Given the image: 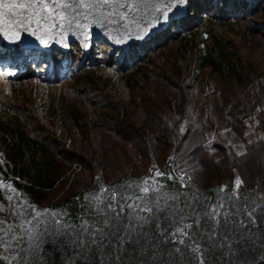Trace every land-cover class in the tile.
Returning a JSON list of instances; mask_svg holds the SVG:
<instances>
[{
	"label": "rangeland",
	"instance_id": "374dc122",
	"mask_svg": "<svg viewBox=\"0 0 264 264\" xmlns=\"http://www.w3.org/2000/svg\"><path fill=\"white\" fill-rule=\"evenodd\" d=\"M191 1L174 8L142 39L124 43L115 38L125 29L107 23L92 24L84 30L87 36L80 29L45 36L47 46L22 29L19 37L0 33V70L15 73L0 77V228L11 225L19 232L17 226L34 215L32 206L62 215L64 224L74 226L69 231H79L85 221L99 226L105 217L93 197L104 199L103 188L125 191L145 181L159 189L150 198L178 197L174 204L187 222L195 216L193 209L200 212L205 204L224 203L221 211L230 212L245 204L264 205L259 184L264 182V0H242L260 7L223 20L203 16L191 30L173 27L188 16ZM136 16L144 26L159 13L142 8ZM166 30L175 40L154 48L153 41ZM224 110L233 118L218 123ZM28 116H36L33 122L40 127L29 131L22 122ZM188 118L195 128L187 129ZM155 120L161 126L173 122L169 128L180 135L190 132L189 149L202 139L206 152L189 172L184 170L189 176L178 170L182 158L173 166L174 147L156 160L148 139ZM91 136L95 144L87 141ZM100 149L107 176L98 164ZM228 151L241 158L230 161ZM140 169L143 174L136 176ZM67 174L86 177L84 186L64 184ZM237 176L243 180L239 199ZM57 178L55 187L48 186ZM69 189L75 194L67 199ZM193 232L199 237L198 229ZM41 239L42 252L26 251V237L14 242L21 260L12 264H24L25 257L28 264H68L67 243L47 234ZM0 256L10 253L0 249ZM158 264H168L167 257Z\"/></svg>",
	"mask_w": 264,
	"mask_h": 264
},
{
	"label": "snow or ice",
	"instance_id": "6c2138e0",
	"mask_svg": "<svg viewBox=\"0 0 264 264\" xmlns=\"http://www.w3.org/2000/svg\"><path fill=\"white\" fill-rule=\"evenodd\" d=\"M185 3L186 0H0V33L19 37L22 29L47 46L45 36L50 38L53 33L73 29H80L87 36L84 30L92 24L107 23L125 29L123 35L115 38L116 43H124L129 38L142 39L151 27L167 21L169 13ZM142 8H150L159 16L142 26L136 16ZM131 25H135V31ZM10 75L15 73L0 70V77ZM156 175L163 173L157 170ZM234 184L239 199L243 180L237 176ZM101 191L106 194L104 199L93 197L105 217L99 226L85 221L79 231H69L74 226L64 224L62 215L32 206L34 215L17 226L19 232L11 225L0 228V249L10 253L0 256V260L7 264L19 262L20 254L12 245L25 237L29 241L26 251L42 252L41 237L47 234L71 248L68 264H158L165 257L168 264H264V220L258 219L264 215V205L245 204L230 212L221 211L224 203L205 204L200 212L193 209L195 216L187 222L189 218L174 204L178 197L150 198L148 194L159 189L150 188L147 181L135 187L127 185L125 191ZM137 191L143 195H137ZM219 191H224V187ZM8 199L11 201L12 196ZM194 228L199 230V237ZM24 264H28L27 257Z\"/></svg>",
	"mask_w": 264,
	"mask_h": 264
},
{
	"label": "trees",
	"instance_id": "16d2710c",
	"mask_svg": "<svg viewBox=\"0 0 264 264\" xmlns=\"http://www.w3.org/2000/svg\"><path fill=\"white\" fill-rule=\"evenodd\" d=\"M218 2H222V3L219 5ZM215 5H217V7ZM258 7H260V5H256V6L251 7L246 1H242V0H223V1L222 0H213V1L212 0H192L189 7H188V16L186 14V16H184L180 21H176L173 24V27L177 26V25H181L183 28H186L187 30H191L196 25L197 21L199 19H201L203 16H206V18H209L211 20L212 19L223 20L222 18L226 15H235L238 11H241V10L248 12L250 10V8L256 9ZM216 17H218V18H216ZM170 30H173V29L171 28ZM170 30H166V31L162 32L159 36H157L158 40L155 38V40L152 43L154 48L166 40H169V41L175 40V37L172 36V34L170 33ZM190 33L191 32L189 31L188 34H190ZM155 44H157V45L154 46ZM159 49H161V48H159ZM231 109H233V108H231ZM59 112H60L59 115L64 113L63 111H59ZM35 117L28 116L27 120L23 119V121H22L23 123L25 122L24 125H26V127L29 129V131L36 130L38 127H40V126H37L33 122ZM224 117H229L230 119L233 118L232 115H230V113L227 115L226 110H224L222 112V114L217 118L218 123L223 121ZM151 119H152L151 117H150V119H148L149 123L151 122ZM174 120H176V119L174 118ZM170 121H172V119H170ZM186 121H187V127H188L187 129L195 128V123L191 122V121H193V119L188 118ZM171 123H173V122H171ZM171 123H169V124L171 125ZM169 124H166V126H163V125L161 126V125H158L157 120H155V125L150 127V128H152V134L148 135V139L150 140V143H149L150 146L149 147L153 151L156 160L164 157V155H167L169 153V151H168L169 148L174 147L173 151H175L176 156L173 158V161H174V162H172L173 166L176 164V162H180V159L182 158L183 161L180 162L181 166H178V165L177 166L179 167L178 170L181 171L180 173L184 174L185 173L184 170H188V172H189L191 170L190 168H193L202 159L201 153L203 155L204 154L203 152L204 151L206 152L205 144L202 143L203 141L201 139L196 144H193V147H191V149H189L188 143H187V136L189 135L190 132L185 133V135L184 134L180 135L179 131L176 130L177 128H175V127H174L175 129H172V127L169 128ZM117 125H119V123H117ZM99 126H100L99 123L98 124L96 123L94 126H92V128H94L96 130V133L99 130ZM87 138H89V137H87ZM87 141L95 144V142L92 139V136L89 139H87ZM97 146H98V144H97ZM97 155L101 156V159L99 160L98 164L104 165L103 169L105 171V175L107 176L108 168L106 166L107 164H105V162H104L102 149L98 150ZM227 155L230 156L228 158L230 161H235L236 159L238 161V159L241 158V156L238 157L236 154H231L230 151H228ZM60 164H67V163H66V161H63V162H60ZM87 164L90 166L92 163L90 161H87ZM66 167H67L68 171L77 172V167H73V168H69L68 166H66ZM96 167L97 166L95 163L94 170H97ZM90 170H93V168L90 167ZM141 173L143 174V170L140 169L139 171H137L136 176L140 175ZM184 175L189 176V173L188 174L185 173ZM38 179H40V181H43L42 178H38ZM63 179H65L64 184H69V185L76 184V185H83L84 186V184H85L84 182L86 180V177L79 176L78 178H74V176L67 174V176L63 177ZM74 179H76V180H74ZM58 180H60V179L57 178L55 183L49 182L48 186H50L51 188L55 187L59 183ZM75 181H76V183H75ZM228 182H229V184L232 183L230 180H228ZM50 183H53V184L51 185ZM259 184H260V188L264 189V182H261ZM48 186H46V187H48ZM74 194H75V192H73L69 189V194H67L68 195L67 199L72 197Z\"/></svg>",
	"mask_w": 264,
	"mask_h": 264
}]
</instances>
